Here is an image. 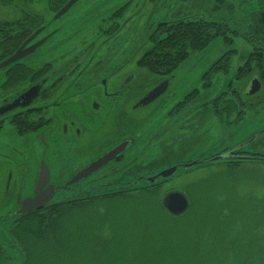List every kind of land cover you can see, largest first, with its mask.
<instances>
[{"label": "flooded vegetation", "instance_id": "obj_1", "mask_svg": "<svg viewBox=\"0 0 264 264\" xmlns=\"http://www.w3.org/2000/svg\"><path fill=\"white\" fill-rule=\"evenodd\" d=\"M69 1L0 0V56L14 54L37 31L24 48L45 40L14 63V72L0 73V132L5 127L10 133V157L20 153L14 145L25 137L37 145L29 153L31 160L36 159L34 178L26 184L20 180L4 200L10 212L0 216V222L16 219L11 218L15 197L34 187L41 164L49 170L42 190L53 185L62 196L100 183L110 171L129 179L117 182L119 190L156 191L163 180L148 179L172 167L178 172L219 162L264 163V102L257 96L264 83V0H77L56 17ZM163 11L164 19L155 17ZM199 21L220 24L221 40L232 45L238 39L246 51L234 50L235 56L224 53L208 66L196 87L176 98L174 72L198 53L170 71H165L160 56L144 55L153 48V35L174 24ZM144 33H149V44L132 39ZM152 61L156 67L149 70L146 63ZM216 69L223 76L231 73V78L226 89L211 94ZM255 80L258 91L246 95ZM181 81L178 90L185 87L186 79ZM159 85L166 86L162 95L135 108ZM29 91L30 97L22 98ZM13 101L16 108L1 114ZM24 103L28 105L21 106ZM137 113H142L141 123ZM246 126L253 129L245 131ZM211 134L215 148L194 153ZM125 142L127 147L112 162L67 185L90 163ZM192 162L195 165L189 166ZM1 234L6 249L14 252L13 235L6 230Z\"/></svg>", "mask_w": 264, "mask_h": 264}, {"label": "rangeland", "instance_id": "obj_2", "mask_svg": "<svg viewBox=\"0 0 264 264\" xmlns=\"http://www.w3.org/2000/svg\"><path fill=\"white\" fill-rule=\"evenodd\" d=\"M165 15L163 11L161 14H156L155 17L162 20ZM218 19L217 16L215 20ZM138 33L136 34L138 35ZM147 35L149 33H144L142 38L132 37V39L145 40L149 44ZM234 50H237V54L246 51L244 44L238 39H235L232 45H227L221 40V37H217L201 53L190 56L185 64L174 72L175 79H177L175 97L180 98L185 92L196 87L208 66L224 53L230 52L235 56ZM197 59L202 60L195 65ZM184 78L186 79L185 87L179 88V91L177 87L184 83L181 81ZM230 78L231 73L226 76L218 74L212 80L211 94H217L226 89V82ZM243 85L239 83L237 86L242 89ZM260 90L257 96L264 102V83L261 84ZM135 118L139 122L142 113L140 115L137 113ZM252 129L246 126L245 131L249 132ZM6 130L4 127L0 132L1 216L4 214V200L12 192H15L19 181L23 179L22 182L26 184L33 180L36 159L31 160L29 153L37 150V145H31V141L26 140L27 137H25L23 142L15 143L14 146H17L16 149L20 153H14L12 159L10 157L12 146L10 133ZM215 134L218 135V131ZM213 135L211 134L210 140L207 137L194 153L215 148L211 146ZM38 148L41 151L42 147L38 146ZM5 156H9V158L6 159ZM22 168L27 172L25 177ZM116 174L117 171H110L100 183L86 187L80 193L73 191L66 195H58L55 198V200L59 198L56 203L84 199L119 190L115 188L118 187L117 182L122 179L123 182H121L124 183L129 179ZM163 183L161 188L156 191L128 192L127 196H122L120 199L104 197L95 199L84 206L82 204L81 208L72 211V215L66 220V230L69 226L70 232L76 230L73 233H81V236L85 235L82 234L84 231H93V237L96 235L98 239H105L109 236L108 223L102 224L98 230H96L97 226L92 223L100 217L98 212H106L107 218H110L113 214L122 211L127 214L131 213L132 218L139 222L136 226L137 229L130 231L124 237V241L134 245L139 244L144 238L145 245L143 244L142 252L154 255L155 259L162 260L167 257L168 260L177 258L176 264L180 262L186 264L188 261L189 264H206L209 262L211 253L218 250L219 255L216 256L222 259V264H264V163L242 162L232 166L219 162L204 169L179 170L172 178ZM169 191H178L186 196L189 209L185 215L170 217L154 205V199L159 202ZM130 195H137L140 197V201H134ZM118 216L116 215V222L117 219L123 220L121 215ZM51 220L48 215L42 218V221L47 224H50ZM16 223L15 221L0 222V247L3 254L0 260L1 264L24 263V259H20L16 251L10 252L6 249L5 240L1 234L2 230H6L10 234L17 225ZM74 223L78 227H75ZM61 226H64L63 222ZM87 227L88 229L85 230ZM49 229L40 238H45L44 241H41L38 247L29 249L35 260L34 264H41V262L45 264H81L85 252L83 243L79 244L81 239L77 242L78 244L76 243L77 245L64 248V244L61 243L62 238H58L60 234L56 236L55 232ZM34 234L40 235L41 233L35 230ZM61 245L63 249L59 247ZM249 255L252 256L251 259Z\"/></svg>", "mask_w": 264, "mask_h": 264}, {"label": "trees", "instance_id": "obj_3", "mask_svg": "<svg viewBox=\"0 0 264 264\" xmlns=\"http://www.w3.org/2000/svg\"><path fill=\"white\" fill-rule=\"evenodd\" d=\"M220 27L221 25L217 23H208L204 25L200 21L188 24H174L170 28L163 29L159 35H153L150 38L153 42V48L151 52L144 55V57L154 58L160 56L162 58V66H164L165 71L175 70L176 65L186 60L190 56V54L203 51L211 41L219 36H222L223 32H221ZM6 57L7 55L5 54V52H2V55L0 56V62L5 60ZM146 65L148 66L149 70H153L156 67L155 61L148 62L146 63ZM0 72L6 74L14 72V64L2 69ZM214 72L215 75H212L213 77L211 78V83L212 80L218 74H220L219 69H216ZM145 191L149 190H115L106 194L85 197L84 199L60 201L58 203H51L43 209L16 217L14 221L17 222V225L10 232L14 237V251L19 254L20 259H24V263L22 264H34L35 260L29 249L38 247L41 241L43 242L45 239L40 238L44 236V234H46L48 229L50 228L49 230L55 232L56 236L60 234L58 235V238H62L61 243L64 244V248L75 246L74 244H76L81 239L79 244L83 243V246L85 248L84 255L81 259V264H176L177 258H174V260H168L167 257H165L161 260L155 259V257H153L154 255L143 253V244L145 245L144 238L143 241H141L139 244L134 245H131L128 242L124 241V237L127 236L130 231H135L137 229L136 226L139 224L138 221L132 218L133 215L131 213L127 214L122 211L118 212V214L115 213L116 215H119L118 217H120L121 215L123 218V220L117 219L116 222L115 214H113L112 217L107 218L106 212H98L100 217L96 218L92 222L97 226L96 230L100 229L101 225L104 223H108L109 225V236L102 240L98 239L96 235H94L93 237V231H84L82 232V234L85 235L81 236V233H73L76 230L70 232L69 226L66 230V220H68L70 215H72V211L79 210L82 204L84 206L87 203L90 204L95 199L104 197H118L120 199L122 198V196H127L128 192L140 193ZM146 195H148V193H146ZM130 197H132L134 201H140V197H138L137 195H130ZM154 205H156L163 213L170 216L161 206V200L157 202V200L154 199ZM46 215H48L52 219L50 224L42 221V218H44ZM62 222L64 223V230H62ZM74 226L78 227L75 223ZM87 229L88 227L85 228V230ZM35 230L38 233H41L40 235L34 234L38 235L37 237L33 235ZM37 238L40 240H35ZM87 239L89 241H86ZM59 247L63 249L62 245ZM1 251L2 250L0 247V260L3 257ZM218 252V250L216 252H212L209 257V262L206 264H222V259L217 257L219 255ZM44 256H46L45 253ZM251 257L252 256H250V259ZM44 261H46L45 258ZM41 264L45 263L41 262ZM179 264L182 263L180 262ZM186 264H189V261Z\"/></svg>", "mask_w": 264, "mask_h": 264}, {"label": "water", "instance_id": "obj_4", "mask_svg": "<svg viewBox=\"0 0 264 264\" xmlns=\"http://www.w3.org/2000/svg\"><path fill=\"white\" fill-rule=\"evenodd\" d=\"M77 0H70L63 8L62 10L57 14L56 17L61 16L64 12L69 9ZM39 33V31L35 32L30 38H28L24 44L11 56L0 62V71L16 62L21 60L23 57L27 56L33 50L38 47L39 45L43 44L45 40H42L40 43H38L34 47L30 48H24L30 40L35 38V36ZM1 73V72H0ZM166 83V82H164ZM166 86L159 85L153 90H151L146 96H144L135 106V108H139L142 106H146L150 104L153 100L158 98L160 95H162L165 91ZM259 83L257 80L252 81L246 88L245 94L251 95L258 91ZM32 94V91L27 92L24 94L22 98L27 100V98L30 97ZM14 101L6 106L2 111L1 114L8 113L14 110ZM28 103H24L26 106ZM16 108V107H15ZM127 142L122 143L115 147L113 150L109 151L102 157L98 158L97 160L93 161L81 172L77 173L71 180L68 181L67 185H73L75 183H78L92 174L98 172L101 170L104 166L112 162L119 154H121L125 148L127 147ZM195 165L194 162L190 163L189 166ZM176 167H172L166 170L161 171L157 175H155L152 178H149V182L153 183L154 181L160 179L166 181L170 178H172L177 172ZM49 180V170L48 167L45 164H41L38 176L35 182L34 187L32 186L30 189L26 190L24 193H18L15 197V207L12 211L11 218H16L22 215H25L27 213L40 210L42 209L46 204L52 202L55 200V198L59 195L56 194L55 188L53 185L47 186L44 190L42 188L48 183ZM3 215L10 212V206L9 205H3ZM161 206L163 209L172 217H178L185 214L189 209V202L186 196L178 191H169L161 199ZM1 216V215H0Z\"/></svg>", "mask_w": 264, "mask_h": 264}]
</instances>
